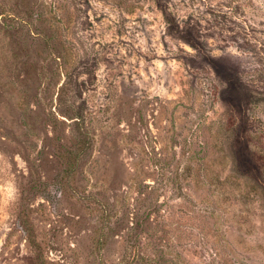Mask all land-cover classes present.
Returning a JSON list of instances; mask_svg holds the SVG:
<instances>
[{
	"label": "rangeland",
	"instance_id": "rangeland-1",
	"mask_svg": "<svg viewBox=\"0 0 264 264\" xmlns=\"http://www.w3.org/2000/svg\"><path fill=\"white\" fill-rule=\"evenodd\" d=\"M260 42L264 0H0V264H264Z\"/></svg>",
	"mask_w": 264,
	"mask_h": 264
},
{
	"label": "trees",
	"instance_id": "trees-1",
	"mask_svg": "<svg viewBox=\"0 0 264 264\" xmlns=\"http://www.w3.org/2000/svg\"><path fill=\"white\" fill-rule=\"evenodd\" d=\"M254 46L256 47V52L258 53V55L260 56V58L262 59V65H263V69H264V49H262V47H264V43H257L254 44ZM261 70L259 71L260 76L264 75V70L262 68H260Z\"/></svg>",
	"mask_w": 264,
	"mask_h": 264
}]
</instances>
